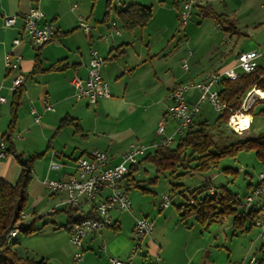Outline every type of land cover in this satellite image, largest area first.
Returning a JSON list of instances; mask_svg holds the SVG:
<instances>
[{
	"label": "crops",
	"instance_id": "0c3cea01",
	"mask_svg": "<svg viewBox=\"0 0 264 264\" xmlns=\"http://www.w3.org/2000/svg\"><path fill=\"white\" fill-rule=\"evenodd\" d=\"M200 1L212 3L213 0ZM241 1L223 0L225 10L222 13L233 17L235 14L233 12L237 10L234 2L240 4ZM73 2L74 0H0V96L5 98V101L0 103V137L8 133L12 122V102L15 92L12 83L16 71H8L4 62L5 55L12 52L14 55L21 56L19 72L25 76V91L18 108V118L10 142L7 143L8 145L12 143L17 152L26 156L42 154L34 161L33 180L29 188V200L33 199L34 217L28 219L25 213L24 218L27 223L41 219L40 221L49 230V242L55 245L54 250L51 257L43 255L41 258L48 261L50 258L55 259L58 264H108L109 257L112 256L126 260L130 257L136 243L134 228L136 218L140 216H147L153 220L154 230L151 235L140 241L141 246L133 257V264H234V262L245 264L252 255L259 258L257 253H240L234 248L232 251L229 250V255L226 256L224 251L217 248L218 240H228L226 230L222 227L226 226V229L232 230L231 242L236 246L240 242L241 235L248 233L254 227L258 228L259 234L256 223L252 229L243 232L234 229L232 217H224L223 221L213 223L207 229L195 219L196 223L202 227L201 232L195 233V226L190 227L187 224L186 219L189 217L184 221L181 218L182 210L179 207L185 202V185L171 182L169 188L159 192L145 187L143 180L151 183L147 180L151 177L143 176L148 175V169L144 165L146 163H141L138 173V179L142 180L140 185L147 188L148 193L157 195L158 208L144 207L142 203L138 205L134 201L132 190H139V188L131 189L129 191L132 202L130 211L112 212L113 223L100 231L88 234L83 243V260L74 262L76 247L70 241L71 231L65 226L68 215L63 210L68 205L65 202L67 195L50 191L45 180L67 178L76 171V159L80 156H89L95 149L108 152L112 165L122 161L123 153L131 148L133 142L149 147L140 156L139 161L147 153L153 152L156 147L152 144L159 142L163 137L157 133L159 120L166 117L168 135L175 131L178 124L177 120L166 115V112L172 89L177 84L184 83L182 67L184 69L185 67L182 62L185 59L183 60L182 56L179 60L176 59L177 53H173L170 49L172 45L168 37L173 32V26L163 24L154 29L151 28L150 21L156 19L154 9L153 17L148 24L132 29L122 27L117 15V10L120 9H115L119 25L116 24L121 30V34H117L111 27L112 22H116L111 16V9L110 14L107 15L109 0L106 1V10L99 24L91 22L90 19L94 12V4L89 12L88 8L81 9L80 5ZM131 3L146 5L140 1ZM229 4L233 5L234 9H230ZM74 5H76L75 8L72 7ZM34 6H38L44 12V16L38 21L39 26L53 22L58 28L56 37L40 47L33 45L21 32L23 16ZM146 6L153 8L154 5ZM160 6L157 11L158 19L162 23L168 22L169 15L164 12V4ZM181 7L180 1L176 6L177 12L174 14L178 19H180ZM81 11L84 14H78ZM13 14L17 15V22L13 26L6 27L5 16ZM80 15L85 16L92 25L90 36H87L78 25ZM238 27L241 31L238 35H248L245 31L248 27L247 23L241 24L239 21ZM102 34H107L108 38H103ZM17 38L21 39V42L15 45L14 40ZM218 38L219 42L214 45V49L211 48L215 50V58L210 66L205 67L203 63L201 65L200 60L199 65L192 70L186 69L193 75L189 80L203 81L209 73L233 66L240 52L256 47L255 42H252L235 50L238 41L234 42V35L227 32L222 35L220 31ZM220 39H226L229 43L225 49L220 46ZM92 49H97L107 58L102 74L111 90L109 97H101L96 103L77 99L74 96V87L69 82L74 75L83 78L87 76ZM192 55H194L193 52L191 54L188 52L185 58L188 59ZM259 63L264 66V58H261ZM200 95L201 91L198 88H189L188 103L191 105L198 102ZM260 96L261 100L264 99L261 94ZM46 100L54 106V110L45 109ZM202 102L196 116L201 113ZM31 107H35L41 114L40 122L35 121ZM262 107H264V100L256 109ZM250 116L252 123L249 130L253 135L263 131L264 122H256V118ZM64 117H70L73 121L61 125ZM205 120L212 121L206 117L203 121ZM253 123H255L254 127H252ZM51 161L59 163L60 166L51 168ZM21 171L22 167L13 154L0 158V177L15 183ZM210 172L206 173L209 175L207 179L211 178ZM191 174L193 173L188 175ZM255 184H249L247 190L249 193ZM173 187L171 196L177 193L182 200L176 208L172 207V201L169 207L162 209L160 196ZM248 192L245 193V197L249 194ZM108 193L109 190L105 189L92 201L84 199L83 211L88 212ZM262 199L264 201V195ZM44 202L48 204V208L42 212L40 204ZM55 213H60L64 217L56 220L50 216ZM18 235L19 232L14 238ZM259 260L260 264H264V257Z\"/></svg>",
	"mask_w": 264,
	"mask_h": 264
},
{
	"label": "trees",
	"instance_id": "16d2710c",
	"mask_svg": "<svg viewBox=\"0 0 264 264\" xmlns=\"http://www.w3.org/2000/svg\"><path fill=\"white\" fill-rule=\"evenodd\" d=\"M110 1L107 15L110 14ZM194 7H198L203 16L214 19L216 24L223 28L225 32L231 34L241 32L237 20L228 14L218 13L211 2L206 1L203 3L201 1L196 3ZM117 15L124 29H132L137 26L143 27L152 19L153 8L138 3H129L122 9L117 10ZM253 87L263 98L264 66L260 64L255 72H241L236 79L221 77L216 84V88L219 90L220 99L227 105L226 109L213 121L205 120L199 123L193 121L185 133L179 135L175 144H160L153 152L144 155L138 165H131L123 180V186L128 193L133 188H139L144 193L149 192L147 188L140 185L142 180L138 179L141 163H150L155 167L156 175L147 179L154 184L159 181L160 175L165 172H170V175H174L176 178L196 172L208 173L211 169L219 166L218 164H220L222 158L227 156L236 157L240 152H254L260 164L264 167V130L229 144L221 143L216 139V133H223V127L230 126L228 124L230 115L241 107L247 92ZM24 91L25 87L20 86L14 92L12 122L8 133L3 136L8 143L18 118V108L22 103ZM259 102L257 100L254 106L248 110V113L264 117V107L256 112L254 110ZM72 121V118L64 117L61 125ZM231 129L233 134L238 133L233 128ZM8 153L14 155L18 164L22 167V171L15 183L0 177V264H53L45 258H35L29 254H23L16 248L15 238L7 243V235L14 227L19 226V231L28 234L36 230L34 220L30 223L25 222L24 214L29 201V188L33 180V164L42 155L38 153L26 156L17 152L12 143L8 145ZM223 171L227 174L237 172L231 167H226ZM211 189H213L212 192ZM173 190L174 187L169 191L171 195ZM187 191L189 196L185 198V202L179 207L182 210V221L194 216L196 221L207 229L211 224L223 221L224 217H232L235 230L239 229L244 232L255 226L259 206L254 204L246 207L244 205L245 198L239 197L228 184L215 185L211 179L206 178L202 185L193 189L187 188ZM63 210L68 215V222L65 226L70 231L73 225L78 224L83 218L98 217L96 205H93L86 213L82 210L78 217L76 216L79 211L70 205L64 207Z\"/></svg>",
	"mask_w": 264,
	"mask_h": 264
},
{
	"label": "built area",
	"instance_id": "2783aa9c",
	"mask_svg": "<svg viewBox=\"0 0 264 264\" xmlns=\"http://www.w3.org/2000/svg\"><path fill=\"white\" fill-rule=\"evenodd\" d=\"M223 1V0H218ZM200 0H186L183 3V26L187 24L192 17L194 5L200 3ZM73 8L76 5L72 6ZM44 16V12L38 7H31L30 10L23 16V24L21 32L28 40L35 46L40 47L53 40L58 33V28L53 22L45 23L39 26L38 21ZM5 26H13L17 22V15H6ZM79 27L90 36L92 25L88 22L87 18L83 15L79 16ZM111 27L117 34H121V30L117 27L116 22H112ZM103 38H108L107 34H102ZM21 39L14 40V44H19ZM192 51H190V54ZM264 58V43L256 46L250 50L240 52L235 60V64L229 68L209 73L203 81H189L186 82V106H187V129L194 121L197 112L200 110V102L208 100L212 106L220 113H222L227 105L220 99L219 90L216 84L221 77L236 79L240 76L241 72H255L259 66V60ZM20 55H14L8 52L4 57L5 66L8 71H16L13 78L12 88L17 89L25 85V76L22 75L20 70ZM107 63V58L97 50H91V58L88 66V74L85 78L74 75L70 78L69 82L74 87V96L77 99H86L90 103H96L101 97H109L111 90L109 83L104 79L102 74L103 66ZM188 60L185 58V69H188ZM191 87H196L201 91L200 99L194 104H189L187 100V91ZM255 87L251 88L246 97L244 98L241 107L234 111L230 117L228 124L235 131L245 130L238 129L232 125V119L238 113H247L250 105L245 106V103ZM170 104L167 109V114L177 120L178 124L172 134H167V119L163 117L158 122L157 133L163 137L159 142L153 143V147L160 144L171 145L177 138H179V121H178V94L177 85L170 93ZM257 97L253 98L256 100ZM260 99V98H259ZM5 98L0 96V103L4 102ZM250 104V103H249ZM46 110H54V106L45 101ZM34 114L35 121H41V114H39L35 107H31ZM252 123L250 119L246 129H249ZM20 137V134H18ZM149 147L139 142H133V150H126L123 153V158L120 163L110 164V156L108 152L95 149L91 151L89 156H80L76 159V171L70 174L65 179H46L45 184L50 191L56 193H65L66 204L76 208L79 212L83 210L84 199L92 201L105 189L109 193L96 204L98 217L85 219L83 224H74L70 232V241L76 247L74 253V262H81L84 257L83 243L85 237L95 231H100L103 228L110 226L113 223L112 212L130 211L132 202L128 191L123 186L125 175L129 172L131 165H138L139 158L143 155ZM8 143L0 137V158L8 156ZM60 165L55 161H51V168H58ZM213 189H211V192ZM251 192L245 197L244 205L250 207L254 204L259 206V214L256 219V225L259 227V238L264 239V173L258 175V183L254 185ZM192 202V200H191ZM172 203V196L169 191L163 192L160 199V207L166 209ZM14 227L7 235V243L10 242V234H13ZM154 230V222L147 216H140L136 218L134 228L135 246L130 254V257L123 260L119 257H109L108 264H133V257L137 249L141 246L140 241L148 236ZM245 264H260L259 258L252 255Z\"/></svg>",
	"mask_w": 264,
	"mask_h": 264
},
{
	"label": "rangeland",
	"instance_id": "374dc122",
	"mask_svg": "<svg viewBox=\"0 0 264 264\" xmlns=\"http://www.w3.org/2000/svg\"><path fill=\"white\" fill-rule=\"evenodd\" d=\"M106 1L107 0H74L73 4L80 5V8H88V11H91V7L94 4V12L91 16V22H95V24H99V20L102 19L103 13L106 10ZM140 1L143 4L146 5H154V14L156 13V19L150 21L151 28L154 29V27L160 26V25H166L169 27H174L173 32L169 35L168 39L171 42V50L173 53H177L176 59H180L182 56V59L185 57L187 58L188 52L192 51L194 55L188 57V66L190 70H192L194 67L199 65V62L201 60L202 63L205 65V67H209L211 61L215 58V50H213L214 45L219 42L218 35L221 31V34H225V30L223 28L217 27L216 22L214 19H212L209 16H203L199 8L194 9L192 12V17L189 19L186 25H181L180 19L176 18L174 14L177 12L176 6L182 2L183 3L186 0H113L111 4V16L114 18L116 23L119 25V22L117 20V17L115 15V9H121L124 5H127L131 2H137ZM235 3V7H237L236 12L234 14V18L237 20V23L240 21L241 24L247 23L248 27L246 28V33L248 35H234V42L238 41V45L236 46L235 50L240 48L242 45L251 44L252 42H255L256 46H259L264 43V0H242L240 4L237 2ZM160 4H164V12L169 15L168 22L162 23L161 20H159V12L158 9H160ZM232 4V3H231ZM229 4V5H231ZM212 5L215 8V10L218 13H222L225 9L224 2L213 0ZM182 8V7H181ZM230 9H234V6L231 5ZM78 9L76 10V12ZM181 11V9H180ZM234 11V10H233ZM78 14H84V12H78ZM233 15V14H231ZM98 19V21L96 20ZM239 20V21H238ZM79 23V22H78ZM79 25V24H78ZM263 25V27H262ZM224 32V34H223ZM106 33H109L106 31ZM228 33V32H227ZM110 34V33H109ZM221 36V35H220ZM227 39V38H226ZM226 39H220V46L222 49H225V46L229 43H227ZM263 41V42H262ZM211 48H213L211 50ZM183 59V60H184ZM184 63V61L182 62ZM182 77L185 78L184 83L192 81L189 80L193 77L191 75L189 70H186L182 67ZM195 82V81H194ZM263 91V90H262ZM264 92V91H263ZM255 98V97H254ZM253 98H250V100ZM248 103H250V107L248 110H250L255 102L259 100L260 102L257 104H262V100L257 98L256 100H252ZM256 106V107H257ZM247 110V111H248ZM255 112L258 111V109L254 108ZM220 112H218L208 101H203L201 104V113H198L196 116V122H203V119L206 117L209 120H215L219 116ZM255 117L256 122H264V117L261 115H254L253 113H244L245 116L249 117L251 119V116ZM249 123V122H248ZM259 124V123H258ZM257 124V125H258ZM232 125L239 128V125L232 121ZM255 126V123L252 124V127ZM224 132L223 133H216V139L226 144L237 142L241 138L249 137L253 135L252 131L249 129L240 130L237 134L232 133V129L229 127H223ZM234 130V129H233ZM4 138V137H3ZM5 139V138H4ZM9 155V154H8ZM145 167L148 169V175L144 174L145 177H154L156 175L155 167L151 164H144ZM218 167H215L211 169V172L209 173L211 175L212 182L215 185H221V184H228L231 189L236 192L239 197L243 198L245 197V193L248 191L249 184L258 183V175L259 173H264V167L262 164H260V161L258 160L256 154L254 152H240L236 157H224L220 160V164H218ZM231 167L234 170H237V172H231V173H225L223 171L224 168ZM141 175V174H140ZM209 175L206 173H193L191 175L187 176H181L179 178L171 177L170 173H165L160 175V179L157 183H148L147 181H144L143 185L145 187H150L154 189L155 191L159 192L162 189H167L171 186V182L173 183H183L186 187L184 195L185 197L189 196V193L187 191V188L193 189L195 187H198L204 183L206 180L205 178H208ZM48 188V187H47ZM132 194L134 197V201L137 202L138 205L142 203V205L148 206V207H157L158 208V198L157 195L154 193H141L142 191L139 189H133ZM249 193V192H248ZM132 197V195H131ZM132 197V200H133ZM173 203L172 207L176 208L179 203L182 200V197H180L179 194H173ZM161 199V196H160ZM33 199L28 201L27 207L25 209V213L28 215V219L31 217H34V210H33ZM44 205V206H43ZM40 209L42 212L46 211L48 208L47 203L40 204ZM80 213V212H79ZM51 217L55 218L56 220H60V218L64 217V215H60V213L51 214ZM25 218V214H24ZM41 219L34 222V227L36 230H34L31 233H25L23 231H19V235L14 239L15 246L18 248L23 254H29L32 257L35 258H41L43 255H49L48 257H51L52 252L54 250V244L51 245L49 242L50 235L48 233V228L45 226L44 223L40 221ZM187 220V224L191 226H195V233L201 232L202 227L196 223L194 216L189 217ZM59 228V226H58ZM227 227H222V229H225L228 240L224 241L223 239L218 240V247L220 251H224L226 256L229 255V252L232 251L234 248L236 252L240 253H257V256L259 258L264 257V239L258 237V228L254 227L252 230H250L248 233H244L240 237V242L235 246L231 242V234L232 230L226 229ZM214 234V233H213ZM14 238V237H13ZM21 238V239H20ZM222 238V237H221ZM230 250V251H229ZM53 264H58L55 259L49 260ZM236 262H234L235 264Z\"/></svg>",
	"mask_w": 264,
	"mask_h": 264
},
{
	"label": "bare ground",
	"instance_id": "6f19581e",
	"mask_svg": "<svg viewBox=\"0 0 264 264\" xmlns=\"http://www.w3.org/2000/svg\"><path fill=\"white\" fill-rule=\"evenodd\" d=\"M183 7L181 8L180 11V22L181 25H183ZM105 58V57H104ZM184 67H185V61H184ZM177 94H178V121H179V135H182L185 133L187 129V106H186V83H180L177 84ZM260 98V93L257 91H252L250 96L248 97L245 106L249 105V100L250 98ZM248 118L247 116L244 115V113L240 114L238 113L237 116H234L232 121L236 122L239 125L240 129H245L248 126ZM250 120V119H249ZM129 150H133V145ZM85 219H91L88 217L83 218L78 224H83L85 223ZM19 227V226H18ZM16 227L15 230H13V234H10V241L13 239V237L19 232V228Z\"/></svg>",
	"mask_w": 264,
	"mask_h": 264
},
{
	"label": "water",
	"instance_id": "95a60500",
	"mask_svg": "<svg viewBox=\"0 0 264 264\" xmlns=\"http://www.w3.org/2000/svg\"><path fill=\"white\" fill-rule=\"evenodd\" d=\"M79 215H80V213H78L76 217H78Z\"/></svg>",
	"mask_w": 264,
	"mask_h": 264
}]
</instances>
